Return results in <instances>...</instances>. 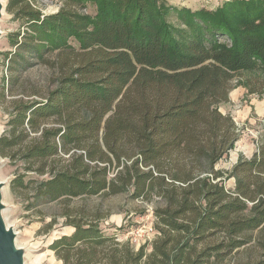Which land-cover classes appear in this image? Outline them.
<instances>
[{
    "label": "trees",
    "instance_id": "16d2710c",
    "mask_svg": "<svg viewBox=\"0 0 264 264\" xmlns=\"http://www.w3.org/2000/svg\"><path fill=\"white\" fill-rule=\"evenodd\" d=\"M59 1L48 14L37 0L6 5L23 27L8 36L10 71L33 60L50 71L45 92L10 101L0 157L38 177L21 175L12 190L32 185L34 199L47 202L127 194L158 203L154 238L138 248L106 233L100 210H67L73 231L50 245L56 258L215 264L252 240L264 251V138L228 175L216 168L237 141L234 120L219 110L234 75L264 74V0L214 12L176 10L166 0Z\"/></svg>",
    "mask_w": 264,
    "mask_h": 264
},
{
    "label": "rangeland",
    "instance_id": "374dc122",
    "mask_svg": "<svg viewBox=\"0 0 264 264\" xmlns=\"http://www.w3.org/2000/svg\"><path fill=\"white\" fill-rule=\"evenodd\" d=\"M166 1L171 8L176 10L214 12L227 2L240 0ZM2 2L4 10L0 15V136L8 120L7 112L10 110V101L20 97L23 93L30 94L35 88L45 92L50 77V71L46 65L34 60L28 67L19 62L18 69L10 71L7 55L14 49L10 45L8 36L21 31L23 27L21 22L16 21L7 13L8 0ZM35 4L43 13L48 14L56 12L61 2L59 0H37ZM78 10L80 13L94 14V9L90 6H80ZM169 21L179 26L180 22L174 12H171ZM17 77L19 78L18 84L12 85L11 78L15 81ZM3 91L5 98L1 97ZM219 110L225 115H230L237 127L235 145L216 165L218 170L228 175L240 160L252 159L264 138V74L259 71L235 74L229 102L220 105ZM21 175H24L25 181L38 179L32 173L24 174L19 163L0 157V183L4 184L1 197L2 220L5 227L15 234L14 246L21 255L22 264H62L51 251L50 245L55 239L62 235H69L73 231L71 227L64 225L63 215L67 210L83 211L86 215L100 210L103 215H108L100 223L102 229L106 230V233L119 235L120 241H131L135 248L154 238L149 229H154L153 207L157 205V199H154L152 203H147L143 200H133L129 195L124 194L111 198L94 197L69 202H47L34 199L32 185L26 190H12L11 182ZM225 186L233 190L235 180L227 179ZM220 237L221 235H216L214 238L220 239ZM263 261L264 251L255 240H252L245 247L235 251L225 262L215 264H253Z\"/></svg>",
    "mask_w": 264,
    "mask_h": 264
},
{
    "label": "water",
    "instance_id": "95a60500",
    "mask_svg": "<svg viewBox=\"0 0 264 264\" xmlns=\"http://www.w3.org/2000/svg\"><path fill=\"white\" fill-rule=\"evenodd\" d=\"M2 0H0V15L3 11ZM0 209H2L0 203ZM15 234L5 230V227L0 221V264H22L20 253L14 248Z\"/></svg>",
    "mask_w": 264,
    "mask_h": 264
},
{
    "label": "bare ground",
    "instance_id": "6f19581e",
    "mask_svg": "<svg viewBox=\"0 0 264 264\" xmlns=\"http://www.w3.org/2000/svg\"><path fill=\"white\" fill-rule=\"evenodd\" d=\"M3 1V0H2ZM3 3V2H2ZM3 5V4H2ZM1 13L3 14V11H1ZM3 188H4V184H2V183H0V203L2 204V202H1V197L3 196ZM2 213H1V209H0V221H2V223H3V220H2V215H1ZM3 225H4V223H3ZM4 227H5V225H4ZM5 230L6 231H8V229L5 227ZM14 243H15V240H14ZM14 248H15V246H14Z\"/></svg>",
    "mask_w": 264,
    "mask_h": 264
},
{
    "label": "built area",
    "instance_id": "2783aa9c",
    "mask_svg": "<svg viewBox=\"0 0 264 264\" xmlns=\"http://www.w3.org/2000/svg\"><path fill=\"white\" fill-rule=\"evenodd\" d=\"M149 231L152 232L153 235H155V232H154V229H153V228H150ZM130 242H131V241H130ZM145 242H146V240H145ZM131 244H132V243H131ZM143 244H144V243H143Z\"/></svg>",
    "mask_w": 264,
    "mask_h": 264
}]
</instances>
